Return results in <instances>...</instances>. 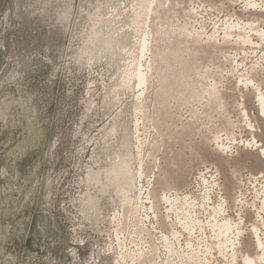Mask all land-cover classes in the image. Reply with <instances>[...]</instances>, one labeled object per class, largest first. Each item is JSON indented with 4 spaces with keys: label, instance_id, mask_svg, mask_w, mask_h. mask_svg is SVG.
Masks as SVG:
<instances>
[{
    "label": "rangeland",
    "instance_id": "obj_1",
    "mask_svg": "<svg viewBox=\"0 0 264 264\" xmlns=\"http://www.w3.org/2000/svg\"><path fill=\"white\" fill-rule=\"evenodd\" d=\"M246 21L264 28V0H0V264H243L252 252H218L211 225L242 218L247 237L256 220L264 242V173L239 153L264 144V81L246 78L264 35L233 26ZM164 82L179 91L160 104ZM122 157L125 194L105 179Z\"/></svg>",
    "mask_w": 264,
    "mask_h": 264
},
{
    "label": "bare ground",
    "instance_id": "obj_2",
    "mask_svg": "<svg viewBox=\"0 0 264 264\" xmlns=\"http://www.w3.org/2000/svg\"><path fill=\"white\" fill-rule=\"evenodd\" d=\"M255 1L253 3L250 4V6H253V8H255ZM251 13H255V14H258V15H262V13H259L258 11L256 10H253L251 11ZM242 24L237 22L235 23V25L233 26H236V28L238 29H242V28H245L246 30V27L249 31H257L258 35L259 36H263L264 35V28L263 29H256L254 26H253V22L252 21H246L243 23L242 27H240ZM233 28V27H232ZM231 35L227 33V35L225 36V38H229ZM244 37V40H242L241 43H247V42H250V37H247L245 35H242ZM96 38L93 37V40H95ZM110 38L108 39H105L104 42L105 44H107L108 46H110V48H112L115 44L118 43V41H114ZM239 43V42H238ZM213 44V43H212ZM214 45V44H213ZM148 46V42H147V38L144 37L143 38V41H142V44L140 45V49H141V55L145 54L144 53V50L147 48ZM216 46V45H214ZM158 49H161V47L158 46ZM213 54H214V51H212ZM143 57V56H142ZM192 64V61H190L189 63L186 64L185 68L181 71V72H184L185 70L189 69L190 68V65ZM192 65H196V63L193 61V64ZM200 67V66H198ZM223 68V67H222ZM221 68V69H222ZM252 71H253V74L251 75H246V78H248V81L249 82H252L254 83V80H256V84L259 86L262 84V82L264 81V66L261 67V68H254L252 67L251 68ZM254 76H258V80L257 79H254ZM146 73L143 72V70L141 69V64L138 63V69H136V79H137V83L138 85H143V84H146L148 82V79L146 77ZM169 82H164L162 83L163 84V87L161 88V93H160V97L158 98V102L160 104H163L164 101L166 100V95L167 94H170L171 92L173 91H179V86L175 83H171V84H168ZM219 94V92L217 93ZM218 97V95L216 96V98ZM215 98V99H216ZM264 96L262 95V93H259L258 95V104H259V110H260V113H261V116L259 115L260 117V120L262 122H264ZM214 99V100H215ZM177 102H179L178 100H176ZM216 102H218L216 100ZM180 103V102H179ZM183 104V103H182ZM210 105L213 106L212 102L210 103ZM160 113H165L164 110L160 109L159 110ZM237 112V111H236ZM239 113V111H238ZM156 114H159V113H156ZM226 114V113H225ZM247 114H244V116H246ZM161 116V115H160ZM226 116V115H225ZM228 116V115H227ZM242 115H239L238 117L241 118ZM226 119H229V116L226 117ZM243 119V118H242ZM239 120V119H238ZM225 121V120H224ZM228 121V120H226ZM234 121V120H233ZM259 121V120H258ZM230 122V121H228ZM227 122V123H228ZM232 123V121H231ZM230 123V124H231ZM261 124V123H260ZM224 125V124H223ZM229 125V124H228ZM226 126V125H225ZM230 126V125H229ZM234 127V126H233ZM232 127V128H233ZM231 128V127H230ZM261 137L264 139V125H261ZM216 138V136L214 137V139ZM262 139V141H264ZM215 142V141H213ZM208 144V143H207ZM210 144V143H209ZM215 144V143H214ZM168 147V146H167ZM166 147V148H167ZM237 149V148H236ZM246 150V148H244ZM254 151H251V152H247V151H241L240 150V154H243V153H248V154H255L256 157H257V163H254V165L257 166V169H260L258 171H261L260 173H254L255 175H258V174H261V173H264V144H260V145H255L254 148H252ZM217 154L220 156L222 153V151H224L225 149L223 148L222 144H216L215 145V149H214ZM238 150V149H237ZM239 151V150H238ZM217 154H215V158L217 159V163H220V164H223L224 161L223 159L219 158L217 156ZM236 157V156H235ZM229 162L231 163L234 159H228ZM171 163V162H169ZM173 164V163H172ZM174 167V166H173ZM171 167L168 166V163L165 161L164 163V167L162 169L159 170L158 174L155 175V188L154 190L157 191L159 189H162V188H165L166 186H168L169 184V180L170 178H168L167 176H169V172L171 171ZM163 174V175H162ZM139 176L141 177L142 174L140 173ZM93 179H96L97 176L94 175L92 177ZM105 179L107 182H109L110 184L114 185L115 188H116V191L117 192H120L122 194H125L127 192V190L133 186V184L135 183V180H134V175L130 172V169H129V164L127 162V159L122 157L121 159H118L109 169H107L105 171ZM181 180L180 182V185L183 184V182L185 183L184 179L183 178H179L177 180V182ZM204 180V179H203ZM233 187V186H232ZM160 191V190H159ZM207 191V190H206ZM158 192V191H157ZM164 193V192H163ZM170 190H167L162 199L164 200V202H168L169 200H171L173 197H170ZM206 194L202 196V198H204V203L205 201L209 200V195L207 192H205ZM204 194V193H203ZM91 199V198H90ZM161 200V199H160ZM91 204L92 206L95 204L94 200L91 199ZM170 202V201H169ZM203 204V202H202ZM202 204H199V206H202ZM171 206V205H170ZM222 207V205H219L218 209H220ZM224 207V206H223ZM151 209L154 208V203L152 202V205L150 206ZM170 209H172L170 207ZM225 209V208H223ZM221 210V209H220ZM219 211V210H217ZM221 212V211H220ZM214 214V213H213ZM217 215V214H216ZM223 215V214H222ZM249 218L250 220H254L252 214H251V211H247L246 214H245V218ZM213 218V217H212ZM215 218V217H214ZM240 220L237 221V223H234V221L230 218V217H223V219L221 221H216L214 224H212L211 226H213V228H215L217 230V234L216 236L218 238H220L218 241H217V247H218V252H225L226 249H229L230 248V252H231V256L234 257L235 254H236V251L240 250V249H243V250H246V251H249V252H252V253H247L244 257H243V264H260V262L264 261V253L263 254H258L257 252V249H259L260 247L263 246L264 242L258 237L257 235V232H258V227H257V224L256 223V220H254V222L251 223V230L249 231V233L247 234V237H245L243 235V232L240 230V224H241V221H242V218H239ZM161 222H165V224H167V226L169 228L172 229V225L171 224H168L167 221H165V219L162 217L160 219ZM210 220V219H209ZM214 221V219H213ZM195 223H198L199 220H190L189 222H186L185 225H184V228L187 229V230H190L192 228V226H194L193 224ZM207 222V221H206ZM205 222V223H206ZM183 223V222H182ZM208 223V222H207ZM212 223V222H211ZM193 230V228H192ZM213 230V229H212ZM211 230V231H212ZM189 232V231H188ZM191 232V231H190ZM235 232V235L233 234ZM229 233H232L234 236H232L231 238L233 239H229L227 237V235ZM174 234V232H173ZM177 234V232H175V235ZM231 234V235H232ZM216 238V237H214ZM217 238V239H218ZM170 239V238H169ZM163 240L164 241H167L168 242V237L167 236H163ZM166 242V243H167ZM164 243V242H163ZM168 244V243H167ZM211 244H215L214 242L211 243ZM208 246V245H207ZM206 246V247H207ZM213 246V245H212ZM168 249H171L170 252H172V247L169 245H167ZM210 247V246H209ZM216 246H214L215 248ZM176 248V247H175ZM211 248V247H210ZM167 249V250H168ZM213 249V248H211ZM217 249V248H216ZM261 249V248H260ZM264 250V249H263ZM205 251L207 252L208 249H205ZM174 252V251H173ZM199 251L195 252V253H191L189 254V256L191 258H194L196 257L197 258V262H201L202 259H200L199 257ZM201 252V251H200ZM168 253V252H167ZM175 253V252H174ZM222 254V253H221ZM182 255V254H179V256ZM168 256V255H167ZM150 256H147L146 259H149ZM177 257V256H176ZM185 258V257H184ZM235 258V257H234ZM146 259H143V260H146ZM180 259V257H179ZM195 259V258H194ZM193 259V260H194ZM204 259V258H203ZM183 260V259H182ZM192 261V260H191ZM183 262V261H181ZM195 262V261H194ZM201 264V263H200Z\"/></svg>",
    "mask_w": 264,
    "mask_h": 264
}]
</instances>
